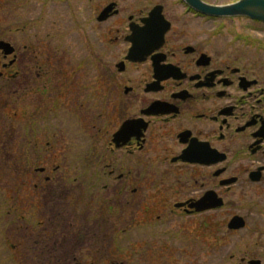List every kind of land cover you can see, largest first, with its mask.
I'll return each instance as SVG.
<instances>
[{
  "label": "rangeland",
  "instance_id": "1",
  "mask_svg": "<svg viewBox=\"0 0 264 264\" xmlns=\"http://www.w3.org/2000/svg\"><path fill=\"white\" fill-rule=\"evenodd\" d=\"M205 1L226 5L238 0ZM112 2L118 4L119 15L99 24V12ZM159 2L177 1L0 0V35L3 28L10 30L2 39L17 49L15 78L4 90L5 99L15 90L21 95L19 104V96L12 98L19 108H11L10 115L17 112V120L8 117L0 95V264H247L250 259L264 264V183L226 192L217 188L209 171L198 169V198L214 189L225 205L191 218L171 210L175 201L194 192L174 193L180 185H172L163 174L138 183L133 198L136 182L129 183L123 194L115 192L117 182L103 187L110 179L100 170L114 165L117 156H108L104 163L97 158L103 155L108 137L103 141L105 136L93 126L98 124L92 121L99 106V75L85 59L90 48H99L103 31L110 40V32L114 36L117 29L127 27L130 14L139 16ZM198 24L206 22L198 20ZM105 52L110 62L126 48L107 45ZM11 59L0 53V71ZM67 71L73 87L62 93ZM58 93L61 98L54 104ZM88 105L89 117L84 112ZM47 109L52 111L44 118ZM32 119L39 123L37 138L30 127L25 129ZM115 127L111 125V133ZM29 140L39 143L41 161L33 146L23 144ZM89 145L96 148L97 159L91 174L99 172L102 178L92 177L94 185L88 193ZM38 168L46 171L41 174ZM235 215L246 220V227L230 231L227 225ZM131 224L124 235L122 229ZM137 242L140 247H133Z\"/></svg>",
  "mask_w": 264,
  "mask_h": 264
},
{
  "label": "flooded vegetation",
  "instance_id": "2",
  "mask_svg": "<svg viewBox=\"0 0 264 264\" xmlns=\"http://www.w3.org/2000/svg\"><path fill=\"white\" fill-rule=\"evenodd\" d=\"M176 1L153 4L139 16L130 14L127 27L117 29L114 36L110 32L108 41L103 31L97 40L99 48L89 47L85 62L99 75V106L92 121L99 127L93 126L98 135L105 136L103 141L108 137L103 155L97 158L104 163L108 156H117L114 165L106 164L100 170L110 179L103 187L117 182L115 192L123 194L129 183L136 182L131 188L133 198L139 192L138 183L163 174L172 185H180L174 193L194 192L175 201L171 210V214L191 218L198 212L189 205L214 190L198 198V169L209 171L217 188L226 192L264 183V23L245 17H207L184 0ZM156 6L162 7L170 25L157 48V33L146 35L131 29V25L143 27V19ZM101 12L96 18L101 25L119 15L118 10L100 22ZM107 45L124 47L126 52L108 62ZM134 45L151 51L142 61L129 60ZM91 108H84L87 117ZM95 155L96 148L89 145L86 174L95 170ZM98 173L89 174L88 193L92 177L102 178ZM225 181L230 182L224 185ZM177 204L186 205L177 208Z\"/></svg>",
  "mask_w": 264,
  "mask_h": 264
},
{
  "label": "water",
  "instance_id": "3",
  "mask_svg": "<svg viewBox=\"0 0 264 264\" xmlns=\"http://www.w3.org/2000/svg\"><path fill=\"white\" fill-rule=\"evenodd\" d=\"M189 7L198 11V13L213 17V18H238L246 17L255 21L264 23V0H238L236 2L226 4V5H213L204 0H184ZM117 4L115 2L110 3L106 6L98 17V21L103 22L107 20L111 15L117 14L118 10L115 9ZM162 7L156 6L152 12H150L149 17L143 19V27H134L131 25V29L136 32L137 30L146 34L149 32L157 33L158 44L155 46L160 47L164 41L165 33L170 29V25L165 19L164 15L161 13ZM114 11V12H113ZM0 51L4 54L5 57L14 55L16 49L15 47L7 41L0 40ZM151 50H146L145 47L141 46L132 47L128 54V59L132 61H142L145 59L146 55ZM137 54L143 55L141 58L137 57ZM16 61L14 58L10 61V64H13ZM119 133L114 135V142H117ZM200 161V160H198ZM232 181V180H230ZM230 181H225L223 184H227ZM186 204H177L176 207L180 208ZM224 199L219 196V194L210 190L205 192L202 197L197 201L192 202L189 205V208L194 209L198 213H204L211 210H218L224 207ZM230 231H239L246 227V220L239 215H235L231 218L227 225ZM243 262L245 259L242 260ZM247 264H262L261 260L250 259Z\"/></svg>",
  "mask_w": 264,
  "mask_h": 264
},
{
  "label": "trees",
  "instance_id": "4",
  "mask_svg": "<svg viewBox=\"0 0 264 264\" xmlns=\"http://www.w3.org/2000/svg\"><path fill=\"white\" fill-rule=\"evenodd\" d=\"M26 28V26H23V29H25ZM17 30H19V31H21L22 29L20 28V27H17L16 28ZM9 32H11L10 30H6V28H3V30H2V33H1V35H0V40H3L6 36H7V34L9 33ZM3 38V39H2ZM1 54H2V52H0ZM2 56H3V54H2ZM3 58H4V56H3ZM84 62L82 61L80 64H83ZM14 65H15V63H13L12 65H10V64H8V63H5V64H3V68H2V70L0 71V95L3 93V98H4V103L3 102H1V106L3 107V109L5 110V111H7L8 113H7V115H8V117L12 120H17L18 118H19V114L17 113V112H13V114H11L10 115V112H12V109L11 108H19L18 106H17V104L16 103H14V102H12V98L13 97H18L19 96V99L17 100V103L19 104V100L21 99V95H19V90H15V92H10L8 95H9V99H5V92L6 91H4V90H6L7 88H8V84H10V82H11V80L13 79V78H15V74H13L12 73V70L14 69ZM70 73V71H67V72H65L64 74H63V76H62V79L64 78V85H62L61 86V92L63 93V91H65V90H67L69 87L71 88V87H73L72 86V84H73V82H74V79H73V77L71 78V76L72 75H70V76H68V74ZM65 75H67L66 77H65ZM12 84V83H11ZM98 95H99V93H98ZM61 98V93H58V97L56 98V100H55V102H54V104H57L58 103V100ZM14 101V100H13ZM54 106H56V105H54ZM57 107V106H56ZM21 108V107H20ZM51 109H47V111L45 110V112H44V118H47L50 114H51ZM75 115H76V113H75ZM23 118V117H22ZM44 120H47V119H44ZM29 127H30V131L32 132V131H34L35 132V134H33L34 136V138H37V133H38V131H39V123H38V121L37 120H34V119H32V120H30V123H29V125H27L26 127H25V129H26V131H28V129H29ZM20 139V138H19ZM33 143L35 144V146L33 145ZM24 145H26V147H31V146H33L32 148H34V152H35V155H37L36 157H37V161L38 160H40L41 161V157H40V153H41V151H42V149H41V147L39 146V143L37 142V141H33V140H29L28 142H26V143H23ZM47 145H49V144H47ZM28 161H30L29 159H27ZM36 162V161H35ZM59 168V167H58ZM59 170V169H58ZM84 174H82V176H83ZM94 185V184H93ZM130 228H132V224L129 226V227H124L123 229H122V233H124V235L125 234H127V232L130 230ZM140 243L139 242H137V243H134L133 244V247L135 246V247H140V246H138ZM114 249L115 250H117V252L118 251H120V248H118L117 246H115L114 247ZM205 252H206V250H205ZM116 253V252H115ZM116 255H120V254H118V253H116Z\"/></svg>",
  "mask_w": 264,
  "mask_h": 264
}]
</instances>
